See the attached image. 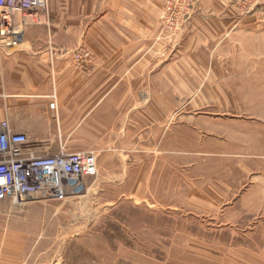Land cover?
Returning a JSON list of instances; mask_svg holds the SVG:
<instances>
[{"label": "crops", "instance_id": "obj_1", "mask_svg": "<svg viewBox=\"0 0 264 264\" xmlns=\"http://www.w3.org/2000/svg\"><path fill=\"white\" fill-rule=\"evenodd\" d=\"M164 1L49 0L50 24L28 28L17 51L0 52V123L25 134L38 155L92 153L101 163L182 156V133L226 134L228 143L213 147L224 160L209 169L210 202L239 201L242 211L229 212L227 226L259 222L264 242V118L226 111L239 104L230 89L249 65L221 45L253 18L239 16L233 0H197L171 46L160 34ZM78 49L93 55L85 70L73 65ZM216 105L220 117L198 115ZM11 248L0 260L24 263V247Z\"/></svg>", "mask_w": 264, "mask_h": 264}, {"label": "rangeland", "instance_id": "obj_2", "mask_svg": "<svg viewBox=\"0 0 264 264\" xmlns=\"http://www.w3.org/2000/svg\"><path fill=\"white\" fill-rule=\"evenodd\" d=\"M232 3L239 16L253 19L238 27L233 40L221 43L241 51L242 56L234 58L237 64L249 65L228 92L239 104L226 111L264 118V3L251 14L239 7L238 0ZM197 8L198 4L172 38L161 32L160 23L161 39L177 45ZM198 109L201 116L220 117L224 111L218 105ZM182 135V156L168 151L164 160L101 163L89 153L96 157L97 174L64 200L24 205L0 201V259L11 246L25 249L24 263L11 259L0 264H264L259 222L227 226L234 221L227 219L229 212L242 211L240 202H210L215 195L207 187L208 174L214 171L209 169L222 166L216 159L224 160L213 147L220 146L222 139L228 143L229 136L220 132L210 137ZM173 148L171 138L167 150ZM207 148L208 155H195V150ZM124 172L127 175H119Z\"/></svg>", "mask_w": 264, "mask_h": 264}, {"label": "built area", "instance_id": "obj_3", "mask_svg": "<svg viewBox=\"0 0 264 264\" xmlns=\"http://www.w3.org/2000/svg\"><path fill=\"white\" fill-rule=\"evenodd\" d=\"M238 2L246 14H251L264 0ZM196 3L197 0H165L159 19L161 32L168 38L177 35L194 13ZM49 24V0H0V52L17 51L26 40L28 28ZM92 60V53L84 49L73 55V65L83 70ZM56 108L54 97L50 109L57 112ZM97 172L93 155L64 150L51 156L38 155L25 134L14 133L7 119L0 123V201L24 205L38 200H64Z\"/></svg>", "mask_w": 264, "mask_h": 264}, {"label": "bare ground", "instance_id": "obj_4", "mask_svg": "<svg viewBox=\"0 0 264 264\" xmlns=\"http://www.w3.org/2000/svg\"><path fill=\"white\" fill-rule=\"evenodd\" d=\"M17 2H18V0H16ZM31 28V27H30ZM13 31V30H12ZM13 33V32H12ZM14 33H15V31H14ZM54 154V153H53Z\"/></svg>", "mask_w": 264, "mask_h": 264}]
</instances>
